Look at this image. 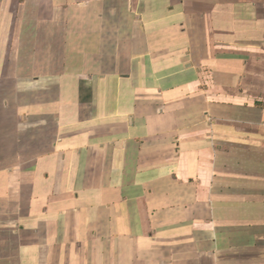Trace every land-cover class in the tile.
Returning <instances> with one entry per match:
<instances>
[{
  "label": "crops",
  "instance_id": "obj_1",
  "mask_svg": "<svg viewBox=\"0 0 264 264\" xmlns=\"http://www.w3.org/2000/svg\"><path fill=\"white\" fill-rule=\"evenodd\" d=\"M0 264H264V0H0Z\"/></svg>",
  "mask_w": 264,
  "mask_h": 264
}]
</instances>
